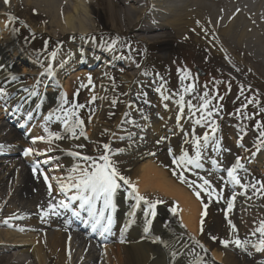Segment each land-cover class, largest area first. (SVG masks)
Returning <instances> with one entry per match:
<instances>
[{
	"label": "bare ground",
	"instance_id": "1",
	"mask_svg": "<svg viewBox=\"0 0 264 264\" xmlns=\"http://www.w3.org/2000/svg\"><path fill=\"white\" fill-rule=\"evenodd\" d=\"M10 2L12 3L10 8H2L0 4L1 11H11L14 15L21 13L32 21L42 19L40 26L37 25L39 31L50 28L53 34L60 33L64 35L63 37L75 38V42L71 54L59 57L61 63L59 67L57 66L58 70L52 72L51 83L44 88L43 84L37 87L36 84L30 83L28 90L25 91L26 87L20 82L21 78L39 73H47L48 76L50 71L46 69L50 70L54 66L55 55L50 54L46 57L44 69L29 71L30 63L36 62L35 52L31 51L27 44L20 42L11 31L13 17L10 22L0 20V83L1 81L5 83V85L1 83L0 86L5 87L9 93L5 100L0 101V108H3L0 110V118L1 112L13 114L19 118L17 121L19 126L27 120L28 128L34 124L33 117L38 111V104L44 100L43 105H47L46 113L44 112L45 115L38 121L39 127L35 125L36 123L32 127L31 141L36 137L44 139H36L35 142L40 140L37 145L39 152L37 154L31 152L32 154L25 155V158L35 159L38 154L41 157L48 147L52 148L54 159L60 158L59 164L50 169V172L53 170L54 173L50 176L47 170L49 177L45 176L48 178L47 186L52 185L51 196L46 194L41 180L31 174L25 166L19 168L14 178L11 176L12 173L3 175L0 172V222H5L17 230L0 231V264H96L100 255V252L96 254L97 247L103 251L102 255H105L108 264H191L193 249L203 257L205 264H232L229 256L225 257L217 250L209 253L206 247H200L202 243H197L186 234V229H189L191 234H197L201 202L192 192L190 193L186 180L178 179L179 175L174 171L171 178L164 168L158 166L161 162H157L153 157L140 158L129 171L128 179L136 185L140 194L147 198L153 194L174 198L179 206V221L158 205L155 209L156 215H151L150 211L146 213L147 205L142 201L137 203L134 195L130 194L129 186L126 187L122 182L121 187L113 194L111 206L105 207L103 200L96 202V208H104L105 211L102 224H107L108 215L112 216V224L108 231H104L99 225L93 228L94 220H89L87 211L80 214L82 208L78 201H74L70 207L72 212L83 216L90 223L91 228L97 232V239L102 242L101 245L88 239L85 232L66 229L64 226L60 228L57 226L58 223L55 224L46 218L38 221L30 212L40 203H47L48 199H65L60 193V185L67 184L69 176L77 175L73 168L77 166L78 159L73 153L77 152V147L92 131L95 134L99 131L96 124L100 112L95 114L91 120L92 124L84 131L85 136L80 135L79 128L76 129L75 135L65 130L61 108H73L67 98L78 76L86 74L85 68L91 63H101L98 71L99 77L102 78L99 87L101 96L99 108L103 109L110 104L106 93L111 89L106 80L111 75L116 74V71L121 72L126 89L133 85L134 79L144 75V69L139 68L137 64L132 65L130 59L120 58L119 54L124 52V49L117 50L116 40L112 48L97 41L90 42L96 33V27L107 28V36L110 38L117 39L127 34L130 41L144 44L147 48L157 44L161 53L169 49L170 43H185L190 46L193 53L203 55L208 61L221 60L235 74L242 76L253 74L261 80L264 78V0H10ZM7 19L9 20L8 17ZM132 61L136 63V60ZM26 62L29 64L28 68L24 64ZM79 64H85L84 69L78 71L76 75H71L72 72L74 74V70H80ZM17 65H21L19 72L15 69ZM111 66H114V70H110ZM177 70L172 69L170 73L175 76L184 74L182 69L179 72ZM13 75L18 79L13 81L11 79ZM36 78L33 77L34 82ZM164 88L158 91L156 98L149 103L156 110L154 117L141 119L139 123L143 124V127L137 129V133L143 139L148 137L161 139L158 143L160 145L162 138L178 136L181 128L186 126L185 122L187 125L196 123L184 115L182 109L187 107L186 103H180L179 98L173 100L168 97ZM37 89L41 92L37 93ZM29 95L31 97L27 98ZM65 101L67 103H64ZM125 106L132 109L131 112H135L139 104L131 99ZM180 107L182 112L176 116ZM73 110L75 111L74 108ZM57 116L61 119L58 120ZM164 125L165 128L162 129ZM196 127H201V124H197ZM49 128L64 138L49 139L51 132ZM169 129H172L171 133L168 132ZM2 132L4 133L0 136V145L4 147L0 150H15L19 146L30 148V145L22 142L16 132L7 131L4 125H0V133ZM147 135L148 137H145ZM135 146L137 148L141 145L136 143L133 147ZM157 147L158 145L151 147L150 151L156 152ZM215 156L217 159L218 155ZM44 160L52 159L46 156ZM236 174L244 179L245 175L241 169H237ZM10 178H13L12 181ZM227 178L235 192L243 189V185L234 183L229 176ZM177 181L183 186L177 184ZM193 185L195 186V182ZM216 190L224 195L225 189ZM72 191L69 189V195ZM8 204H14L13 213L9 210ZM222 212L228 219L233 218L228 205ZM248 212L245 210L252 221L243 220L240 226L242 230H247L246 227L253 229L256 225L254 214ZM59 213L63 215L66 212L60 210ZM16 219L26 223H10ZM237 230L239 231V228ZM27 242L32 243L31 246H26Z\"/></svg>",
	"mask_w": 264,
	"mask_h": 264
},
{
	"label": "rangeland",
	"instance_id": "2",
	"mask_svg": "<svg viewBox=\"0 0 264 264\" xmlns=\"http://www.w3.org/2000/svg\"><path fill=\"white\" fill-rule=\"evenodd\" d=\"M0 4L2 8H10L12 6L10 0H8L7 3H5V0H0ZM1 10L0 8V19L9 22L7 17H13L10 27L11 31L17 36L20 42L27 44L30 50L35 52L34 54L37 58L35 63L37 66H31L29 68L26 66L29 71L32 70L36 72L37 69L44 68V60L48 57V54L54 52V71L56 72L61 63L59 57L67 53H72L75 38H70L69 36L63 37L64 35L60 33L53 34V32H50V28L39 31L37 25L40 26V22L43 21L42 19H35L32 21L26 18L27 15L21 13L14 15L11 11L7 12L6 10L5 12ZM107 33V28L96 27V33L89 41L91 42L95 38L98 43H102L105 46L116 40L117 50L123 48L125 52H121L119 56H121V58L130 59L132 65L137 64L139 68L144 69L145 76L134 79L133 85L126 89L124 86L125 82L121 78L122 73L116 71V74L111 75L108 80H106L109 82L111 89L110 92L106 93V98L110 100V104L103 109L99 108L101 99L99 87L102 78L98 77L96 65H91L86 68L89 73L78 76L79 78L74 81L75 83H73L71 87L72 90L68 96V102L77 106L84 105L83 108L75 107L77 115L83 121L84 131H87L89 125L92 124L91 120L95 114L101 113L97 121L98 123L96 124V128L99 129L98 133L95 134L92 131L91 134L87 136L88 138L82 141L81 145L84 147H77V152H79L81 156H74L78 159L77 165L79 167H85L86 163H91L85 162L82 159L83 156H91L98 160L99 156L106 154L104 145L107 144L109 146L107 154L109 155L110 161L114 163L120 173L127 179L130 177L129 171L134 167L133 165L137 164L138 160L142 157H153L157 162H161L160 165H158L159 167L165 170H175L168 165L170 157L166 155V150L170 149L176 152L178 150V155L182 154V150H184L187 151L190 156H194V141L200 140L203 143L202 137L205 133H208L209 138L214 136L215 139H222V142L225 143L224 152L219 153V159L223 168L230 167L231 163H234L237 157L241 158V163L244 165L241 170L245 173L247 178L241 180V185L256 184V181L264 182V147H261L259 151H257L255 147L258 143L259 131H264V78L260 80L253 74L248 76L237 75L227 68L221 60L208 61L203 55L193 53L190 46L185 43H170L169 49L166 50L165 53H161L159 52V46L157 44L147 48L144 44L130 41L129 38H127V34L114 39L108 37ZM45 42H47V46H45ZM132 60H136V63ZM15 68L16 71L19 72L21 65H17ZM110 69L114 70V66L110 67ZM172 69H187L190 75L181 82V75L175 76L171 74L170 71ZM75 71V74L72 75L78 73L77 70ZM199 71H202L203 74L199 75ZM181 74L183 75V73ZM34 76L35 75L31 74L26 75L22 78L21 82L24 85L30 84ZM89 77H91V82H89ZM42 79L45 80V78L39 77L37 82H41ZM188 84L194 85V91L191 93H184L182 85L187 86ZM162 85L163 87H161ZM162 88H164L165 92H167L166 94L173 100H178V98L180 99V96L183 95L184 101H191L197 108H199V105L202 103L199 97H203L204 94L207 93V98L211 101L210 109H214L210 120L216 121L215 133L207 126L210 120L202 121L200 123L201 127H196L197 123L187 125L188 123L185 122L186 126L182 127L178 136L167 137L165 140L163 139V145L165 146L158 144L156 152L150 151V148L156 146L160 141L159 138L148 137L147 135L145 137L148 138L142 140L143 137L137 133V129L143 127V124L140 125L139 123L142 121L141 119L146 120L151 116L154 117L156 110L153 106L146 105L142 101L152 102L158 93L157 89L161 90ZM136 93L138 94L136 95ZM145 93L146 95H144ZM93 97L96 98L92 99ZM131 99L139 104L135 112H131L132 109L125 106V103L129 102ZM245 105L246 107H244ZM185 108L183 112L186 118L189 117L193 119L194 122L200 119L201 112L197 111L195 115H191L188 107ZM46 109V107L41 108L38 119L45 115L44 112L46 113ZM238 109L239 112H237ZM257 122H260L259 131ZM1 123H3L2 118H0V125ZM50 131L54 132L49 128V132ZM3 133L4 132L0 133V136ZM237 138L240 140L241 145L237 143L234 145ZM39 143L40 142H33L29 145L38 153L39 147L37 145H39ZM136 143L141 146L137 148L136 146L133 147ZM165 147H167V149H165ZM201 151L203 153L202 159L205 161L204 164L206 166L209 164L207 161L214 158V153H218L217 150H212L207 145H203ZM2 153L0 154V172H2L3 175L12 173L11 176L14 178L19 168L25 165L24 158L18 156V151ZM53 154L52 148L48 147L45 154L36 158V162L42 159L44 160L46 156L51 158L52 160H46L47 163L43 167L45 171L49 170L50 172V169L54 165H58L60 161V158L54 159L52 156ZM25 167L28 171L32 172L35 177L42 179L40 174L36 173V168L34 172V168H30L27 165H25ZM53 173L52 170L50 176ZM204 174L205 172H203V176ZM184 175L187 178H191L189 175ZM214 175L215 177L205 176L207 177L206 179L210 181V185L207 186V191H200L201 195L198 198L202 204L207 205V208L204 207L205 210L203 211L206 213L203 219V231H201L200 215L198 218L200 225L197 226V234H191L189 233V229H184L186 234L190 235L189 237L194 238L196 241H201L208 250L221 251L225 257L229 256L232 260V264H264V250L262 252H256L251 245L247 246L246 250H241L233 244H229V246L225 247L220 243L221 240L231 241L237 236L241 240L248 238L252 239L254 243L256 242L259 234H257L255 238L251 237L249 234L255 227H258L261 220H264V194H262L264 193V188H261L260 184H256L255 189L249 186L243 187L239 192H237V190L235 192L233 188L228 187L223 179V172H217ZM13 178H10V180L12 181ZM198 183L199 181H195V184ZM218 188L225 189L224 195L217 192L216 189ZM257 189L260 191L257 192ZM45 192L49 194L47 188H45ZM209 192H211V196L208 195ZM233 194H235L233 207L231 208V215L233 218L228 219L222 211L228 205L227 200L232 198ZM148 199L152 201H162V203L159 204H162L169 210L173 208L176 209L173 215L178 221L180 220L179 206L174 198H168L163 194H153ZM50 202L51 200L48 199L47 203L42 202L37 205L36 209L31 210V216L38 221L43 220L49 212L47 210ZM53 203L55 202H52V204ZM9 206V210L13 213L14 204H10ZM245 210L254 214L256 225L253 229H251V227H246L247 230H242L240 228L243 220H247V222L252 221L250 216L245 213ZM229 221H231L230 225L228 224ZM10 223L22 224L26 222L16 219L12 222L10 221ZM232 225H235L236 231L232 230ZM237 228H239V231ZM2 229L12 232L17 231L9 227L5 222H0V231ZM47 229L56 230L54 228ZM212 237H216V239L213 240ZM31 244L32 243L27 242L26 246H31ZM97 249L96 254L100 252V255L96 260V264H108V261L104 258L105 255H102L103 251L99 250L98 247ZM249 253H251V255ZM84 258L86 257L84 256Z\"/></svg>",
	"mask_w": 264,
	"mask_h": 264
},
{
	"label": "snow or ice",
	"instance_id": "3",
	"mask_svg": "<svg viewBox=\"0 0 264 264\" xmlns=\"http://www.w3.org/2000/svg\"><path fill=\"white\" fill-rule=\"evenodd\" d=\"M8 0H5V3H7ZM11 19V18H10ZM115 42L113 41L112 44H109V48L114 47ZM45 46H47V42H45ZM53 55H55L53 53ZM46 71H50L49 69H46ZM178 72L181 71V69L177 70ZM184 74L181 75L180 80L183 82V80L187 79L190 73H188L187 69L183 70ZM13 81L18 79L17 76L13 75L11 77ZM89 82H91V77H89ZM163 87V85L161 86ZM28 89L26 88L25 91ZM182 90L184 93H191L194 91V85L188 84L187 86L182 85ZM157 91H160V89H157ZM9 93L5 87L0 86V101L5 100L8 97ZM146 95V93L144 94ZM208 94L205 93L203 97H199V99L202 101V103L199 105V108H197L196 105H194L191 101H184L183 95L180 96V103H186L187 107L189 109V112L191 115H195L197 111L201 112L200 119L196 120L195 122L197 124H200L202 121L210 120L212 113L214 109H210L211 101L207 98ZM96 97H93L92 99H95ZM166 99L167 97H163ZM64 103H67L65 101ZM79 107L83 108L84 105H73V108ZM246 107V105L244 106ZM73 108H61V111L63 113V123L65 125V130L70 131L75 135V131L77 128L80 129V135L85 136V132L83 130V121L79 118V116L76 114V112L73 110ZM239 112V109L237 110ZM127 115V114H126ZM74 118V119H73ZM46 119H48L46 117ZM57 119H61V117L57 116ZM259 123L257 122V128L259 131ZM216 121L210 120V123L207 125L211 128V131L215 133L216 127H215ZM62 139L64 137H61V135L58 132H50L49 133V139ZM36 139L43 140L44 137H36L34 138V141ZM209 140L208 133H205L202 141L203 144H206ZM203 144L200 140L194 141V147H195V155L190 156L187 151L182 150V154L179 156L178 159H173V164H177L179 166L188 165V166H194L195 168L202 167V164L200 163L201 159L203 158V153L201 151V148L203 147ZM4 145H0V148H3ZM79 147H84L83 145H79ZM108 145L105 144L104 148L106 150V154L99 156L98 160L96 158H93L91 156H83L82 159L85 162H91L86 163L85 167L81 168L78 165L73 168V171L77 174L75 177L69 176L68 183H61L60 185V193L65 196L64 200H59L56 202V204L49 203V208H62V209H69L71 202L78 201L80 208H85L89 210V214L93 215L94 222L92 223V227L96 228L98 225L103 228L104 231H108L110 225L112 224V216H107V224H102L101 220L105 217V211L104 208L97 209L96 208V202L103 200L105 207L111 206L112 203V197L113 194L121 187V182L123 185L129 186L131 189L132 195H134L135 200L137 203L144 202L147 205V208L145 209V212L148 213L151 212V215H155V209L157 204L162 203L160 200H149L146 196L141 195L140 192L137 190L136 185L132 184L129 179H127L125 176H123L118 168L114 165L112 161L109 159V155L107 154ZM257 148V151L260 150L261 147H264V131H259V138L258 143L255 145ZM33 150L30 148H26L24 150V155H29ZM119 151V150H117ZM170 154H172L171 150H169ZM73 155L81 156L79 152L73 153ZM100 161V162H98ZM102 162V163H101ZM47 163V161H45ZM244 165L241 163V158L237 157L235 160V163L232 167H229L227 169V175L232 178L233 182L236 184H241V179L236 174L237 169H242ZM35 172V169H34ZM55 179V178H53ZM181 179L183 180L184 177L181 173ZM203 180V184L200 186L204 191H207V188L205 186L210 185V181L208 179L201 178ZM48 178L45 177V182L47 183ZM194 183V182H193ZM256 184H260L261 188H264V182L256 181ZM256 184H250V185H243L244 187H252L256 188ZM189 187H192V184H189ZM69 189L73 190L71 194L69 195ZM48 191L49 195L52 194V185H48ZM257 192L260 190L257 189ZM196 196L199 198L201 193L200 191H197ZM264 194V193H262ZM209 196H211V192L208 193ZM235 199V194H233V197L227 200L228 208L231 209L233 207V201ZM205 208H207V205H204ZM174 214L176 212V209H170ZM74 215L78 214L76 212H73ZM206 213H201V231H203V219ZM229 224H231V221H229ZM232 230L236 231L235 225H232ZM257 234H259L258 239L254 243L252 239L245 238L244 240H241L238 236L235 237L233 240H221L220 243L224 245L225 247L229 246V244L235 245L237 248H240L241 250H246L247 246L251 245L256 252H260L264 250V220H261L259 222L258 227H255L251 232V237H257ZM157 240L159 238H156ZM213 240L216 239V237H212ZM199 243V242H197ZM201 248H203V245H200ZM193 253V260L191 264H205V261L203 257H201L198 253L195 252V249L192 250ZM251 255V253H249Z\"/></svg>",
	"mask_w": 264,
	"mask_h": 264
}]
</instances>
